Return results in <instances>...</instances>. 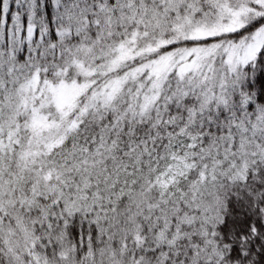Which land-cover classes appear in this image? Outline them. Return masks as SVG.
I'll return each instance as SVG.
<instances>
[{
	"label": "snow or ice",
	"instance_id": "1",
	"mask_svg": "<svg viewBox=\"0 0 264 264\" xmlns=\"http://www.w3.org/2000/svg\"><path fill=\"white\" fill-rule=\"evenodd\" d=\"M0 264H264V0H0Z\"/></svg>",
	"mask_w": 264,
	"mask_h": 264
}]
</instances>
